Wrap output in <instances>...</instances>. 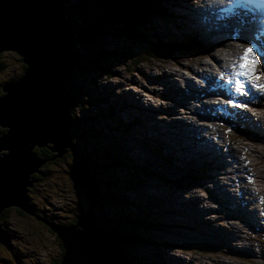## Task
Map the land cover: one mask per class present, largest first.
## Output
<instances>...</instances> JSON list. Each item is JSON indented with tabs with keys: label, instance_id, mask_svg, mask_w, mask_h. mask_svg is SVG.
I'll list each match as a JSON object with an SVG mask.
<instances>
[{
	"label": "clouds",
	"instance_id": "9594fccd",
	"mask_svg": "<svg viewBox=\"0 0 264 264\" xmlns=\"http://www.w3.org/2000/svg\"><path fill=\"white\" fill-rule=\"evenodd\" d=\"M56 1L58 2L61 1L63 3V7L64 8L66 7L68 9L67 11L69 13V16L68 18L65 16V20L70 22L73 29L75 30L76 28L78 29V31H76L77 33L82 32L81 34H79L80 35L79 39L82 38L84 34L87 32V37H88L86 41L87 44H93L97 46L98 48L97 53H86L85 55H81V53L77 54L78 56H80L78 60L79 65H74L70 63L68 65V61L71 60L72 58L70 59L68 58L66 62V65L70 71V75H69L70 80L68 83V87L62 90H59V92L62 93L67 98L70 97L72 100V105L74 104L79 108L81 107L82 103L78 99L80 98V95L82 94L89 95V93L92 92L90 89L89 83L93 82V80L96 77L101 78V79L107 78V77L112 78L113 72H117L116 71L117 67H122L123 63L126 65V67L124 68L128 70L130 68V64L134 63V60L132 59V57H137L139 59V62L141 63L139 65H142V70L143 68L147 69L148 61H154L152 59L153 57L147 51V47L145 46L146 44L141 43L138 39H136V36L132 34L131 12L123 11V4L119 2V0L118 1L115 0L117 4L116 3L114 4L113 2H109V0H106L105 3H103V0H99L98 2L96 0H55V3H57ZM138 1H141V0H138ZM161 1H163L165 7H167L169 10L166 13L159 15L157 17L153 16L152 19L149 17V20H148L149 23H152V25L156 27V31L160 32L165 40H169V38L170 39L182 38L184 40L182 41V43L186 44V47H181L183 49L181 52V57L178 59L185 58V57L187 58L188 55L197 53V51H201V50H197V51L192 50L193 44H198V43H196L195 38L193 39L192 38L193 36L189 35L188 32H184L183 26L179 30L177 29L176 25H174L175 23L168 26L170 22L179 23L180 18L175 12L172 13L170 11V10H173L174 5L171 4L169 0H161ZM204 1L206 3H204V6H201V4ZM212 1L211 0H191L190 4L196 9V15L192 17L196 23H199L200 28H202L203 26H202V22L200 21V17H201L200 14H202L203 19L205 21L206 20L205 10L210 9L212 15L214 16L217 14L220 15L219 22L217 18V20L213 23V25L215 27L217 26L216 28L225 26L227 29L226 34L228 36L226 38L228 39L225 38V42H229V47H231V49H229L228 53L223 55V59L226 60L232 57L231 53H234L237 49L244 48L245 46L244 42L238 39L239 34L237 32L239 30L246 31L247 33L253 36L254 32L257 31V29L264 28V0H239V2H237V0H217L216 5L212 4ZM105 6L108 7L109 9L106 19L102 18L100 21H94L92 23L87 21L88 11H92L93 13H96L98 11H102L101 9H103V7ZM227 10H230L231 17L224 16ZM231 23L234 26L233 30H229V25ZM102 24H105L104 27L109 26L110 27L109 29H124L121 32H118V31H113V32L116 34L117 38H121L122 35H124L125 38L132 37L134 38L135 43L132 46L116 45L109 49L108 42L110 43V41L107 40V37L100 38L98 42L93 40L90 37V35L95 36ZM160 29H163V31H159ZM171 30L174 31L173 34L171 33ZM259 36L260 38H264V31L260 30ZM201 43L204 45L205 48H207V49L204 48L203 50L204 51L203 53L205 55H209L211 53L212 48L214 49L215 47L221 45V44H217L216 46H212L211 48H208L205 45L206 41H202ZM10 54L11 55H9L7 52H0V55H4L5 57H7L8 62L11 63L12 65L25 66L21 58L18 55L12 52ZM167 58L172 59L170 57H167ZM194 59L187 58L186 62L187 60H190V62L194 61ZM172 60H176V59H172ZM177 61L181 62L180 60H177ZM194 65H196L195 62H194ZM113 66L114 68L112 69ZM183 69L189 70L185 67H183L182 70ZM193 69H194L193 71L191 70L189 71H191L192 76L195 77L196 71H195L194 66H193ZM182 70H181V73H182ZM23 71L24 70H21L20 68L19 73L12 72L14 75L17 74L16 80L12 82L17 81L22 75ZM75 71L78 73V76L74 73ZM131 71L136 72L134 70H131ZM256 71L264 72V71H259V66H257ZM101 73L102 75L100 76ZM72 76L76 78V81H82L83 84L87 86L88 88L87 91L84 92L83 90H81L80 93L72 92V88H75V85L73 84L75 80H73ZM85 76H87V79H85ZM260 77L264 78V75H261ZM183 78H185L184 75H183ZM1 79L2 78H0V81ZM209 81L211 80H207V82ZM102 82L103 84H107L105 80H102ZM181 82H182V78H181ZM6 83H9V82H5L0 89V98L4 97L5 94H7L6 92L3 91V86ZM216 83L217 82H211L208 85L207 89L204 92L203 97H208L212 94L213 89H215L213 85H215ZM109 88L113 89L112 86H110ZM98 92L101 93L100 90H98ZM127 93L129 92H123L119 94L121 98V105L119 104L118 109L117 107L113 108L111 113H109L113 115L112 116L113 119H111L110 121H101L98 119V117L95 116L89 122L94 127L95 132L101 135L102 139L95 138L94 140L91 141L88 136L86 137L82 133H80L75 126L71 128L70 142H71L72 150L69 147H63L64 149L67 150L64 153V154L67 153L66 155L62 154L60 156V157H63L64 155L66 157L63 164L58 165L56 162L51 163L56 159L47 160L56 155V151H54L55 153L54 154L51 151V149L48 148V147H53L54 146L53 143L46 142V145L48 147L45 145H43L42 147L35 145L31 153H34L40 160H45V162L42 163L38 167L37 169L38 172L35 171L34 173L33 172L30 173L29 179L32 181L36 180V182H32V186L26 187L27 191L25 192V195L29 199L28 204L31 205L32 207H34L33 205L34 203L35 205H37L38 208L40 207L39 209L43 211L44 213H45V209L49 212V214L56 213L54 217L52 218H56L58 214V219L54 221V224H53L54 226L65 227V228L73 227L77 224L78 217H84L90 213L93 215L94 220L100 218V222L96 221L99 225V232L104 235L108 231L115 233V241L117 242V232L114 229H112L109 221L105 220L104 218V214H107L111 217L114 216V212L108 211V209L105 208L106 206L102 205L101 203L102 196L99 195V192H101V194L105 197L104 187L95 189L92 187L91 181H90V178L92 177V175L95 178H97L95 176V169L98 167H102L101 173L97 179H99L103 183L104 186L107 181L111 180L112 182H116L117 187L119 188L120 192H124L128 199L133 200L132 203L125 201L127 202V209L124 211H126V213H129L130 217H128L127 219L125 217L123 221L119 220L117 224L119 228L123 229L122 232L124 233V237L123 239H121L119 235L118 240L120 243L123 242L124 244V250H125L124 254L127 255V259L129 261L128 264H132V263L133 264H150L151 261L149 257L146 255L148 253H150L154 259L153 264H168V259H169V264H181V261L179 258H175L172 255H170L169 257V254L173 252L175 249H178V251L184 252V253L186 252L190 253L192 250L179 247L181 245L180 243L183 240L178 242L175 239H172V241L176 242L173 244L170 242L164 241L165 236L161 234V231H160L161 229L160 226H164L165 223H172L173 225L171 227L166 226V228L178 232L177 235L182 234L180 230L181 222L178 220V215L173 214V212H177V208L173 209L171 212L169 211V209H167L168 206L171 209V207L175 205L174 200H173V195L170 194L172 195V197L166 198V199L161 198V197L159 198L156 196L155 198H158V199L154 203V199H152L153 196L145 193L144 190L149 188L150 187L149 185L152 183L153 185L156 184L157 187L166 185L164 187L169 188L170 191L179 193L180 195H183L184 197L183 192L186 194L187 190L183 187L181 180L182 178L185 177V182H192L191 178L193 179L197 178L196 170H193L194 168L191 167L188 169V171L183 169L184 173H182L181 171H178L177 173L174 174L172 171L169 172V168L165 172V170H163L164 166L160 169L158 168L157 169H153V168L146 169L144 165L140 166L142 170L141 172L137 170V163L133 162L134 158L129 155L130 153L129 150L127 148L122 147V141H121L122 137H124L126 134L131 133V129L135 125V122H134L135 119L133 116L126 118L130 110L136 107V104L134 103H130L127 100L122 101V97H124ZM77 103H80V105H78ZM263 104H264V100H263ZM156 117L158 120L162 119L161 116L159 115ZM71 119L72 117H70V121ZM163 121L165 122L166 120L163 118ZM247 121L251 122L252 120L250 119V117H247ZM74 123L76 122L73 120V124ZM1 128H4V127H1ZM234 128H235V125L232 124L229 128L224 127L222 130H220L219 131L220 132L219 141L221 143L227 142V143H231L235 145H244V146H246V143L250 144V142H252L250 141L248 135L246 134L240 135L237 130L236 131L234 130ZM4 129L6 131L2 135H6L8 132L7 128H4ZM226 129H229L230 131L226 132L225 131ZM2 135L0 137H2ZM138 135L141 137V138L139 137L141 140H139L138 143L135 142L134 149L136 151L140 152L142 148H146L150 151L157 152L159 155V159H160V153H162V157H168L167 154L162 152L163 150L160 149V146L154 143V141L150 142V140L145 134L138 133ZM263 140L262 139L259 140V144H258L259 149L257 148L256 150L261 151L260 147L261 148L264 147ZM111 145L113 146V151H108L107 154L112 156L113 160H109L108 162H111V164L113 165V168H117L119 171L117 175L111 178H108L105 175V172H107V170L103 168V166L100 163H96L97 167L95 166V168L92 169L93 164L85 161L84 151L89 146L91 147L96 146L98 147V149H101V148H106V146H111ZM209 148H210V151H207V153H205V156L203 158L206 161H211L215 157L214 155L219 154L217 152H212L211 148L213 147L210 146ZM45 149L49 152V155L47 157L42 158L40 155L36 154V153L42 154ZM252 152H253V149H252ZM0 153L6 154L7 149H2ZM56 157L58 156H55V158ZM190 159H193V158L190 157ZM200 160H201V157H196V161H200ZM43 164H45V167H46L45 173H43V171L41 170V166ZM146 170L147 171L153 170L156 172L155 173L156 177L154 180H151L150 177L149 178L146 177L145 174L144 176H140V177L138 176L139 173L141 174ZM38 173H40V179L37 175ZM63 174L66 176V178L70 179L72 183V188H73L75 198L73 196H70V198L66 199V202L64 204H56L54 202L55 197L50 193L51 191H53V187L49 183H50L51 178L53 177L62 176L61 178H63ZM211 174L208 173V177L206 178V179L211 180L210 183H212V180L214 179L211 176ZM134 175H137V176L134 177ZM167 179H170V181H167ZM231 180L233 182V185L228 184L224 180L226 184L225 189H224V195L222 197H219L216 200L217 203L218 202L220 203V207H221V209H218V210L220 212H223V214L217 215L219 213L215 211L216 209L215 207L217 205L215 201H212V202L206 201L209 205L210 210L215 211V216H223L225 217L226 221H228L229 219L227 217L228 216L227 211L231 212L234 215L236 213V209L232 203L231 195L236 194L239 198H241L243 196L242 188L246 187L250 189L252 187V179L250 182L248 178L244 179L243 175L235 176V178L232 177ZM147 182H149V184L146 185ZM47 183H48V186L45 187L44 189L45 191H39L37 189L38 186H44ZM193 183L196 184L198 182H193ZM92 190L96 191L95 195H93ZM115 190L117 191V194L110 192L109 195L110 197L114 198L111 201H113V203H116L117 208H119L120 210L122 209L120 207L123 201L121 202V200H119L120 193L118 192V189H115ZM129 190L135 191L136 195L137 193L140 192L138 201L135 199L136 195L135 197L132 196L131 195L132 192H129ZM231 190H233L234 193L231 192ZM245 198L246 196L244 195V198H242L240 202L241 206L244 204ZM105 199L108 200L106 197ZM140 202H144V203H140ZM156 202L161 203L159 207L160 211H157V213L153 212V214L154 216L158 213L160 214V218L158 220H159V223H161V225L158 222H155L153 220L151 209H150V206L153 203H154L153 207H155ZM212 204L214 205V207L211 206ZM70 205H73L75 207V211L69 210ZM11 206L5 207V209H9L10 211L14 210V208L17 210H22L24 212V215L22 217L25 218L26 216H30L32 219L37 221L38 224L44 226L46 230L48 231L49 235H51L52 237H55L57 241V245L58 246L60 245L61 248L63 249L60 262L58 263V264H61L63 257L65 256V249L63 247L62 242L58 243L59 238H60L58 236V233L55 232L51 228V226L46 224L44 221L37 219L36 216L29 214L28 212L24 211L19 206H15V205H11ZM247 206L248 204H244L243 207L246 208ZM144 208L148 209V215H145V213H142V209ZM251 208H248L246 212H249V210H252ZM5 209H3L0 212V216H1L0 218L5 219V221L7 222L9 220V213L8 214L4 213ZM164 211H167L165 213H167L168 217H165V218L163 217ZM38 215L39 217H41L40 214ZM149 217L154 222L153 225L149 229L140 228L138 225L139 222ZM175 217H177V219ZM201 217L203 218V220H205L202 215ZM172 219H175V220H172ZM70 220H73V221L71 223H68ZM207 223L214 225L213 223H210V222H207ZM5 224L6 223H3L2 225L6 226ZM186 225L188 224L184 223V227ZM176 227L179 230H176ZM136 228L137 229L140 228L142 231L148 232V234L144 232L143 234L150 238H147V240L146 239L144 240L145 236L140 232L142 239L139 240L136 236L139 231ZM216 228L219 229L220 227H216ZM10 229L14 230L13 228H10ZM185 230L187 229L185 228ZM157 231H159V235L155 234V232ZM153 236H157L158 238H161L162 241L160 242L156 241L155 239H153ZM168 236H169V233L166 234V238L170 239V237ZM153 242H156V243L153 244ZM0 245L3 246L5 250L4 252L2 248L0 247L2 254L5 255L4 257L7 261V264H10V262L12 264H16L11 259L10 255L6 254L7 249L4 247V245H2L1 243ZM15 248H18V247H15ZM18 250L22 256V264H31V263L32 264H50V259L55 258V256L59 253L58 248H55L54 250L46 249L44 252V255L38 253L39 256L35 255L34 253L33 254H22V251L20 250V248H18ZM156 251H160L161 253L158 258V263L155 262V254L153 253ZM24 256H26L27 259L24 258ZM136 256H139L141 258L140 262L136 260L135 258ZM123 260L125 264H127V261L125 259ZM194 262L198 264L196 260ZM3 263L5 264L6 262H4L3 260L1 264ZM188 264H193V262H190Z\"/></svg>",
	"mask_w": 264,
	"mask_h": 264
},
{
	"label": "rangeland",
	"instance_id": "374dc122",
	"mask_svg": "<svg viewBox=\"0 0 264 264\" xmlns=\"http://www.w3.org/2000/svg\"><path fill=\"white\" fill-rule=\"evenodd\" d=\"M169 2L174 5L173 10H170V11L172 13L175 12L178 15V17L180 18L179 23L183 26L184 32H189L190 30H192V32H194V35L197 36V39L203 40V41H206L207 38H209L208 39L209 41H213L214 36L218 35V32H216L214 28L211 27V25L214 23L213 22L214 20L215 21L217 20V18L219 22L220 15L214 16L212 14L211 15L205 14L206 23L209 25L208 31L205 34L201 30L199 23H196L192 17L196 15L195 8L188 5L184 0H169ZM87 13H88L87 21L91 23L94 21H100L102 18L106 19L107 14H108L106 11H98L96 13H93L92 11H88ZM104 25L105 24L101 25V27L99 28L95 36L90 35V37L97 42L99 41L100 38L107 37V40L110 41V43L108 42L109 49L116 45L132 46L135 43L134 39L125 38L124 35H122L121 38H117L116 34L113 32V31L121 32L124 29H109L108 27H104ZM73 31L76 32L75 29H73ZM159 31H163V29H160ZM171 33L173 34L174 31L171 30ZM205 44H206V47L210 48L209 42ZM74 47L75 48H73L69 56V59L75 53L77 54L81 53V55H85L86 53H97V50H98L97 46L93 44H87V42H85L84 40H78V44H76V42L74 41ZM212 49L209 55H205L203 53L204 52L203 51L204 49H203L201 51H197V53L190 54L187 56V58H192V59L195 58L194 60L200 59V58L201 60H207L208 61L207 64H203V65H194V61L190 62V60H187L186 62V59H187L186 57L181 58V59H176V60L165 58L159 61H157L155 58H152L154 61L147 62V71L149 72L148 75L153 76V78H150V79H152V82L156 84L159 83L162 86V91L164 95L167 96V99L170 102H167L164 100L158 87L152 86V82L146 76V68H143L142 70V65H139L141 64L139 62V59L137 57H132V59L134 60V63L130 64V68L128 70L124 68L126 67V65L123 63L122 67H117L116 69L117 72H113L112 78L107 77V78L101 79V78L96 77L93 80V82L89 83V86L92 92H90L89 95L84 96V101L85 103H87V106H88V107L85 106V108L86 109L92 108V104H91L92 101H96L105 111L106 106H111L112 108H116L119 106L120 102L119 100H116L117 94H120L123 92H129V93H133L137 95L138 93H141V95H143V99L146 102L147 101L151 102L153 103V105L156 104V108H158L160 111H156V109L151 108L150 105L145 104L142 97H140L139 101H136L129 95H127V97L125 96L124 98L128 102L136 104V107H139L138 109H140L139 111L144 110V111L139 112L138 114L139 117H136L137 116L136 109L132 112L133 114L131 112L129 114L130 116H133L136 119L139 118L138 121L140 124L147 125V128H145L144 130L139 127L140 130L135 132V128L137 127V124H135L134 128L131 129V133L126 134L124 137L121 138L122 147L127 148L129 150L130 152L129 155L134 158L133 162L137 163V170L139 172L142 171L140 168L141 165H144L146 169H151V168L160 169L164 166L163 170H165V172L168 170V167L166 166V164H164L159 159V155L157 152L150 151L146 148H142L140 152L134 149L136 135L138 133L145 134L147 137H149V135L153 136V135L159 134L161 131L164 133L163 137L169 140V144H171L172 146V148L169 150L166 148H163L162 152L170 156L174 164L178 168L193 167L195 170L197 169L202 170V169H205L204 165L206 164L204 163L209 162L210 165L208 168H206L208 170V173L210 174L212 173L211 176L214 173H217L215 177V181L210 183L211 180L206 179L205 185H202L200 183L195 184L193 182H185V177L182 178L181 183L183 187L188 191L186 194L183 192L184 197L183 195H180L179 193H176L170 190L165 191L161 187H157L156 184L153 185L152 182H151L152 184L149 185L150 187L144 190L145 193L153 197H156V196L160 197L164 194L173 195V200L177 208L178 220L181 222L180 230L182 234H179L173 237L169 233L168 237H170V239L166 238V234L168 232L166 228L167 225L164 224V226H160L161 234L165 236L164 241L170 242L172 244L176 243L175 241H172V239H175L178 242L182 241L187 238L186 234H191L192 231H195V234L198 236V237L196 236L188 237L190 240H193L194 243H186L184 241L180 243L181 245L179 247L192 250L190 253L180 252L178 251V249H175L173 252L169 254V257L170 255H172L175 258H179L181 261V264H186V263L188 264L190 262H193V264H197L194 262L195 260L196 262H198V264H221V263H225V264H264V258L261 257V251H264V230L263 232H261L262 234V236L260 237L261 240L253 239V238H257V235L252 236V235H247L248 233L245 234L247 237H251L250 239L245 236H242L243 232L245 231V228H246V231L248 228L244 227V225L241 222L237 220L226 221L225 217L223 216H215V211L219 213L217 215L223 214V212H220L217 208L215 209V211L213 210L206 211L209 208V205L206 201L208 202L215 201L217 203L216 200L219 197H222L224 195V189L226 185L225 182L231 185H233V182L231 180L232 168L230 169L231 172L229 171L225 173L224 171V173L222 174L220 170L223 171L225 169L222 168V166L217 161L216 157H214L211 161H206L204 159L200 161H196L194 159H190V156L192 155L197 156V154H199L195 151H197V149L201 147L203 144V143H200V137L204 134V131L210 132V131H214L217 129L219 131L220 126H222L224 123L215 118L207 120L206 122L197 121L198 112L195 106L203 105L202 102L204 100L201 101V103L198 101H194L193 102L194 106L192 107L190 103L188 102L189 100L185 97V95L186 96L189 95L191 97V100H196V98L199 96L197 95V93H192L193 90L191 86L185 84L183 80L181 82V78L184 75L185 79L189 78L193 83L197 81L199 82V84L202 83L201 80L198 81L197 75H195V78L191 77L192 72L186 69L182 70L183 67L178 68L175 72H173L172 76L170 77H160V72H159L160 70L158 67H156L157 64L165 62L166 65L174 69V68H177V66L170 64L168 61H173L175 63L177 60H180L181 61L180 63H183V64L185 62L186 63L189 62L191 65L195 67V71L201 74L200 76L208 80H214L216 78H220V73L221 72L224 73V71L226 70L224 66V63H225L224 59L220 58L217 54H214ZM7 53L11 55L10 51ZM197 56H201V57H197ZM149 63H152L154 65L153 70L156 71L155 75L157 76L153 74V70L152 71L148 70ZM20 68H21L20 65H12L9 68V71L19 73ZM113 68L114 66L112 67V69ZM131 70H134L136 72H132ZM181 70L183 74L181 73ZM101 75L102 73L100 74V76ZM177 75H179L181 78ZM173 76H176V77L174 78ZM173 78L177 80V82ZM85 79H87V76H85ZM102 80H105L107 84H103ZM73 84L75 85V88H72V92L74 93H80L81 90L85 92L88 89L87 86H85L82 81L75 80ZM218 84L219 83H216L215 85H213V87L214 88L216 87L218 89L227 87L226 85H218ZM173 85H175V88H173ZM110 86H112L113 89L109 88ZM98 90H100L101 93L95 96L94 94L97 93ZM78 100H80V98ZM77 104L80 105V103H77ZM177 105H181L184 107L181 108ZM166 106H167V109H164ZM171 109H177L179 112L176 114L171 113ZM71 110H72L71 112L75 120L80 115V112H78L79 111L78 108H76L75 110L73 106L71 107ZM233 110L235 109L233 108ZM214 111H215V108L210 105H205L202 109V112L205 115H207L209 112L214 113ZM162 112L165 115H162ZM256 113H261L262 114L261 116H264V110L261 112H256ZM232 114L233 113H230L231 116ZM158 115L161 116L162 118L161 120L157 119L156 116ZM165 117H166L165 120L169 121L168 125L166 124L167 123L166 121L165 122L163 121V118ZM126 118H129V116L127 115ZM242 123H245V122L240 121L234 124H236V126H240ZM261 123H264V120H261ZM170 125H173V126H170ZM0 126L3 127L2 125ZM74 126L84 136L86 137L88 136L91 141L94 140L95 138H101V135L95 132L94 127L87 120L83 122L76 121V123H74ZM167 127H170V129L168 130ZM260 128L262 127L257 124V125H253V127L251 128V131H248V130L247 131L250 133V136H253L254 133L260 130ZM182 136H186L187 141H191V144H188L182 141V138H183ZM251 138L252 137H249V139ZM262 138H264V136ZM223 144L224 143H222V145ZM256 144L258 148L259 142ZM263 144H264V140H263ZM215 146H218V145L215 144ZM239 148L241 150L243 149L245 156H247V158H248V154H246L245 149L247 150V152L252 153V155L250 156L251 162H252L251 167L252 169L254 168L253 170H255L254 172L255 176L256 178H258L257 176L262 175L261 171L263 168L260 166L264 165V147L262 148L260 147L261 151L257 150V152H255L254 155H253V152L251 151L252 146L250 145H248V147H245L244 145H239ZM99 151L103 155L102 156L99 154V158L101 160H103V157L104 159H107V161L113 160V157L107 154L108 151H113L112 145L106 146V148H101L99 149ZM52 152L54 153V151ZM64 155L63 157H59V159L58 157L56 158L54 157V159L56 160H54L51 163L56 162L58 165L63 164V162L66 159ZM197 157H200V156H197ZM224 157H230V156L223 155V157H221L224 160L223 163L226 166H229V167L234 166L232 165V161L228 162L229 158L225 159ZM257 165H260V166H257ZM101 170H102V167H98L95 169V176L97 178L99 177ZM34 172L35 171H33V173ZM113 172L114 170L111 171V173ZM105 175L108 178L112 177V175L109 174L108 172H105ZM136 176L137 175H134V177ZM141 176H144V174L141 173ZM145 176L148 178L150 177L149 175H146V174ZM61 177L62 176L53 177L51 178L50 183H49L53 187V191H51L50 193L55 197L54 202L56 204H64L66 202V199L70 198V196H73L75 198L73 188H72V183L70 179L66 178L64 174H63V178ZM147 184H149V182H147L146 185ZM47 186H48V183L44 186H38L37 189L39 191H45L44 189ZM256 186L258 187H255V186L253 187L252 189L253 192H251V197H250V201L255 205V208H256V209L254 208L252 213L254 212V215L257 214V218L261 221V223L259 222V224H262L264 226V211H263L264 210V195H263L264 187L259 185V183L257 182H256ZM115 189H118V192L121 193L119 188L117 187L116 182H112L111 180L107 181L104 186V194L108 200L105 199V197L101 194V192H99V195L102 196V200H101L102 205L106 206L105 208L108 209V211L114 212V216L112 217L114 220L113 224L117 226L118 221L119 220L123 221V219H125L127 215L126 211H124L127 209V202L132 203L133 200L129 199V201L123 203L121 200L122 197L120 196L121 198L119 200H121L122 202L120 208L122 209L119 210V208H117L116 206V203H113V201H111L114 198L110 197L109 195L110 192L117 194V191ZM246 190H248V188L246 187L242 188L243 196L247 194L245 193ZM231 192L234 193L233 190H231ZM92 193L93 195H95L96 191L92 190ZM231 196H232V202H237L239 206L242 208L243 206H241L240 204L241 198H239L236 194H232ZM194 197L197 198L198 200H196L195 203H192L191 200ZM211 206L214 207L213 204ZM248 208H251V207L248 206ZM157 211H160V210H159V206L156 204L155 207L152 208V212L157 213ZM203 211L205 213H203ZM165 212L167 211L163 212L164 218L168 217L167 213ZM142 213H145V215H148V209L147 208L142 209ZM45 214L49 215V212L46 209H45ZM201 215L204 217V219L208 220L210 223H213L216 227H220V228L218 229L214 225L207 223L205 220H203ZM158 219L159 217L157 218V221L159 223ZM3 223H5V221ZM184 223L188 225L184 227ZM238 223H241L242 225V227L239 228V231H237L235 228H232L231 232L234 234H228L227 231H228L229 225L230 224L236 225ZM159 224L161 225V223ZM5 225H6V228H8L10 232V240L13 239L11 241L12 245L14 247L20 248V250L22 251V254H33V252H38L44 255V252L46 249L47 250H54L55 248L59 249V246L57 245V241L55 237H52L51 235H49L46 228L38 224L37 221L32 219L30 216H26L24 218L20 216L16 211L11 210L9 212V220L7 221ZM169 225H172V223H170ZM9 226L13 228L14 230L10 229ZM185 228L187 230H185ZM176 230H179V229L176 227ZM155 234L159 235V231L155 232ZM137 238L139 240L142 239L140 232L137 234ZM153 239H155L158 242L162 241L161 238H158L157 236H153ZM206 242H208V245L203 246L206 244ZM58 243L60 242L58 241ZM249 247L250 249H254L255 251L251 252ZM250 252L252 253V255H250ZM153 253L155 254V262L158 263V258L161 253L160 251H156ZM200 253H205V254H200ZM3 256L5 255L3 254ZM253 256H254V259H253ZM135 258L139 262L141 261V258L139 256H136ZM243 258L246 259V261H244ZM0 264H1V260H0ZM5 264H7V262ZM168 264H169V261H168Z\"/></svg>",
	"mask_w": 264,
	"mask_h": 264
},
{
	"label": "water",
	"instance_id": "95a60500",
	"mask_svg": "<svg viewBox=\"0 0 264 264\" xmlns=\"http://www.w3.org/2000/svg\"><path fill=\"white\" fill-rule=\"evenodd\" d=\"M75 39L55 0H0V52L15 53L25 65L17 81L3 86L8 93L0 98V125L8 129L0 137V151L7 149L0 153V212L15 205L42 220L25 195L26 187L36 182L30 173L45 162L31 150L50 142L54 146L47 147L60 157L67 151L63 147L71 149V128L65 121L70 120L72 100L59 90L68 87L66 62ZM77 219L70 228L42 220L62 239L61 264H125L115 233L99 232L100 218L89 213Z\"/></svg>",
	"mask_w": 264,
	"mask_h": 264
},
{
	"label": "trees",
	"instance_id": "16d2710c",
	"mask_svg": "<svg viewBox=\"0 0 264 264\" xmlns=\"http://www.w3.org/2000/svg\"><path fill=\"white\" fill-rule=\"evenodd\" d=\"M56 2H57L56 3L57 6L63 10L64 15L68 18V16H69V13L67 11L68 9L66 7L65 8L63 7V3L61 1H59V2L56 1ZM109 2H113L114 4L115 3L117 4V2H115V0H109ZM121 3L123 4V11H130L131 12V23H132L131 31H132V34L135 35L136 39H138L141 43L146 44L145 46L147 47V51L149 52V54L153 58H155L157 61H159V60H161L163 58H167V57H170L172 59H178L181 57V52L183 49L181 47H186V44L182 43V41H184V40L182 38H180V39H170L169 38V40H165L163 38V36L161 35V33L156 31V27L154 25H152V23H149V21H148L149 17L152 19L153 16L157 17L159 15L166 13L169 10L167 7H165L163 1H161V0H141V1H138V0H121ZM102 11H106L108 13L109 9H108V7L105 6V7H103ZM76 31H78L77 28H76ZM74 33H75V37H76V39H75L76 44H78V40H84L85 42L87 41V38H88L87 32L80 39H79V37H80L79 34H81L82 32L77 33L74 31ZM130 39H134V38L130 37ZM195 41H196V43H198L202 47H204L202 43H200L198 40H196V38H195ZM71 58L72 59L68 61V65H69V63L74 64V65H79L78 60H79L80 56H78L77 53L73 54ZM11 66H12V64L8 62L7 57H5L4 55H0V78H2L0 81V89L5 82H12V81L16 80V78H17V74L14 75L11 71H9V68ZM24 68H25V66L21 65V70H24ZM74 73L78 76V73L76 71ZM72 78H73V80H76V78H74L73 76H72ZM71 111L72 110H70L71 117H72L71 121L66 120L65 122L67 123V125L70 128H73L74 127V124H73L74 117H73ZM111 111H112V107L108 106L106 108V110L103 112L107 115H111V114H109V113H111ZM5 131L6 130L4 128L0 127V136L2 134H4ZM100 139H102V137ZM84 152H85V161L93 164L92 169H94L95 166L97 167L96 163H100L103 166V168H105L107 170V172L112 175V177L117 175L119 170L117 168H113V165L111 164V162H108L107 159H104V157H103V160H101L99 158V154L100 155H102V154L100 153L98 147L89 146ZM36 154L40 155L42 158H45L49 155V152L45 149L42 154H38V153H36ZM160 159L163 160L162 153H160ZM45 164H47V163H45ZM45 164H43L41 166V170L43 171V173H45V169H46ZM112 170H114L113 173H111ZM153 173H156V172L153 170L144 171V174H146V175H150ZM37 175L40 179V173H38ZM138 176L140 177L141 174L139 173ZM90 181H91L92 187L95 189L104 187L103 183L99 179L95 178L93 175L90 178ZM129 192H132L131 195L135 197V195H136L135 191L129 190ZM139 193H137V195L135 197V199L137 201L139 198ZM120 196L122 197V198L121 197L120 198L123 202L129 201V199L126 197L124 192H121ZM152 199H154V203H155V201L158 198L153 197ZM140 203H144V202H140ZM153 204L150 206L152 217H153V220L155 222H158L156 219L158 217L160 218V214L158 213L154 216V214L152 212ZM33 205H34V211H35L36 215L40 214L41 217H43L42 220H45L47 223L54 224V221H56L58 219V214H57L56 218H52V217H54V215L56 213H53V214L50 213L49 215H46L43 211H41L39 209L40 207L38 208L37 205H35L34 203H33ZM69 210L75 211V207L73 205H70ZM9 211H10L9 209H5L4 213L8 214ZM14 211H16L21 216L24 215V212L22 210H17L14 208ZM128 217H130L129 213H127L126 219ZM104 218H105V220L109 221L112 229H114L117 232V243H118L119 250L121 252L122 258L125 259L127 261V264H128L129 261L127 259V255L124 254V251H125L124 250V244H123V242L120 243L118 240L119 235H120L121 239H123V237H124V233L122 232L123 229L119 228L118 225L115 226L113 224L114 220L111 216L104 214ZM4 221H5V219L0 218V239H1L0 243L2 245H4V247L7 249L6 254H9L11 259L16 264H22L21 253L19 252L18 248H15L12 245L11 240H10V232H9L8 228H6V226L2 225ZM72 221L73 220H70L68 223H71ZM5 223H7V222L5 221ZM153 223L154 222L149 217V218H145V219L141 220L138 225L142 229H149L153 225ZM140 228H138V229L136 228V229L143 234L144 231H142ZM144 233L148 234V232H144ZM144 236H145L144 240L145 239L147 240V238H150V237H147L146 235H144ZM154 243H156V242H153V244ZM0 247L5 252L3 246L0 245ZM62 251H63V249L60 246L59 247V253L55 256V258L50 259V264H58L60 262V259L62 256ZM33 253L35 255L39 256L38 252H33ZM146 255L149 257V259L151 261L150 264H153L154 259H153L152 255L150 253H148ZM24 258H26V256H24ZM0 260H1V262L3 260H4V262H7L5 257L2 254L1 250H0ZM145 261H146V259H145ZM10 264H12V263L10 262Z\"/></svg>",
	"mask_w": 264,
	"mask_h": 264
},
{
	"label": "bare ground",
	"instance_id": "6f19581e",
	"mask_svg": "<svg viewBox=\"0 0 264 264\" xmlns=\"http://www.w3.org/2000/svg\"><path fill=\"white\" fill-rule=\"evenodd\" d=\"M188 5H190L191 7H193L191 4H190V2H191V0H184ZM194 8V7H193ZM205 14L206 15H211L212 13H211V11H210V9H207V10H205ZM217 15H219V14H217ZM67 21V20H66ZM213 22H215V20L213 21ZM67 23H68V25H69V27L71 28V30H72V32L74 33V31H73V28H72V26H71V24H70V22L69 21H67ZM211 27L213 28V24L211 25ZM74 35H75V33H74ZM195 36V38H196V40H198L197 39V36L196 35H194ZM200 43L203 41V40H198ZM219 42H220V46H217V47H215L214 49H212L213 50V52H214V54H217L220 58H223V55L224 54H226V53H228V51H229V49H231V47H229V42H225V39H221L218 35H215L214 36V39H213V41H209V46H210V48L212 47V46H216L217 44H219ZM206 45V44H205ZM73 46H74V43H73ZM204 46V45H203ZM221 55V56H220ZM213 56V55H212ZM217 56V57H218ZM167 61V60H166ZM170 64H173V65H176L177 66V68H170V66H168V65H166L165 64V62L164 63H159V64H157L156 65V67H158L159 68V72L161 73V75H160V77H170V76H172V74H173V72H175L178 68H181V67H186L187 69H189V70H191V71H193L194 69H193V66L192 65H189L188 63H185V64H182V63H180V62H178V61H176L175 63L173 62V61H168ZM194 62H195V64L196 65H203V64H207V60H201V58L200 59H196V60H194ZM216 62V61H215ZM168 63V64H169ZM214 64V63H213ZM154 69V65L152 64V63H149V71H152ZM216 71V70H215ZM149 73V72H148ZM204 73V72H203ZM195 75H197V79H198V81H200V79H199V77H200V73L198 72H195ZM149 77L150 78H153V76L152 75H149ZM152 80V79H151ZM182 80H183V82L185 83V84H187V85H189V86H191V88H192V90H193V92L192 93H198V94H200L201 92H203V89H201V90H198V85H199V82H192L189 78L188 79H185V78H183V76H182ZM219 84L218 85H224V83H222V82H218ZM201 87V86H200ZM173 88H175V85H173ZM216 88V87H215ZM226 90H227V92H228V95L230 96V98H232L233 99V96H232V93L230 92V90H229V88L228 87H226L225 88ZM6 93H8L7 91H6ZM6 95V94H5ZM127 95H129V96H131L133 99H135L136 101H139L140 100V97H141V95H138V96H135V95H133V94H131V93H127L125 96L127 97ZM125 96L124 97H122V101H125ZM199 96V95H198ZM185 97L189 100L188 102L190 103V105L193 107L194 106V104H193V102L194 101H198V102H200L201 103V101H205L206 99L204 98V97H197L196 98V100H191V97L189 96V95H185ZM116 100H119V104L121 105V98H120V95L119 94H117L116 95ZM182 100H183V98H182ZM203 103V102H202ZM71 107H72V105L68 108V110H71ZM108 106H106V108H107ZM106 108H105V110H106ZM139 107H134V108H132L131 110H130V112L132 113L135 109L137 110V113H136V117H139L138 116V114H139V112H141V111H144V110H141V111H139L140 109H138ZM113 109V108H112ZM144 109H146V108H144ZM164 109H167V106L164 108ZM129 112V113H130ZM179 111L177 110V109H171V113H178ZM105 114V113H104ZM133 114V113H132ZM69 115H70V117H71V113L69 112ZM107 115V114H106ZM239 115V113H233L232 114V116L233 117H236V116H238ZM255 115L256 116H258V120L261 122V120H264V116H261L262 114L261 113H255ZM107 116H109V115H107ZM128 116L129 117H131L130 116V114H128ZM135 119V124H137V127L135 128V132H137V131H139L140 129H139V127L140 128H142L143 130L145 129V128H147V125H143V124H140L139 123V118L138 119H136V118H134ZM167 123V125H168V123H169V121H166ZM237 122H240V120H236V121H234V123H237ZM243 122V121H242ZM243 124V127L245 128V129H247L248 131H251V128L253 127V125H257V123L256 122H254L253 120L251 121V122H245V123H242ZM236 125V124H235ZM135 126V125H134ZM170 126H173V125H170ZM134 128V127H133ZM150 128V127H149ZM211 128V127H210ZM253 132V131H252ZM163 132H161L160 131V133L159 134H156V135H149V137L148 138H150L151 140H153V141H155V142H157L162 148H166V149H171L172 148V146H171V144H169V140H167L165 137H163ZM170 135V134H169ZM264 136V128L262 127V128H260V130H258V132H256V133H254V135L253 136H250V137H252L251 138V141L252 142H250V144H251V146H252V149H253V155H254V153L255 152H257V144L256 143H258L259 142V140L262 138ZM203 135L200 137V143H203ZM199 139V138H198ZM186 143H188V144H191V141H187V139H186ZM215 146V145H214ZM248 147V146H247ZM215 148H217L218 150H219V154H217V155H215V157L217 158V161L219 162V164L222 166V168H224L225 169V167H226V165L223 163V159L221 158V157H223V155H226L225 153H224V151L220 148V147H218V146H215ZM241 148V147H240ZM248 149V148H247ZM246 150V149H245ZM242 151H243V149H242ZM252 151V150H251ZM248 153V155L249 156H251L252 155V153L251 152H247ZM58 154V151H56V155ZM228 156H230L231 158H232V163L234 162V163H237V167L240 169L241 168V166H242V162L244 161L243 159H242V152L239 150V148L238 147H233V146H229V148H228V154H227ZM226 155V156H227ZM196 156V155H195ZM197 156H200V157H204V156H202L201 155V153H199V154H197ZM246 158V157H245ZM256 158V157H255ZM254 159V158H253ZM262 163V162H261ZM260 163V164H261ZM204 164H206V165H204L205 166V169L206 168H208L209 167V165H210V163L209 162H206V163H204ZM231 164V163H230ZM233 165V164H232ZM257 166H260V165H257ZM260 167H262L261 169H262V171H261V173H262V175H260V176H257L258 178H256V176H255V173L253 174L254 175V181H255V183L257 182V183H259V185H261L262 187H264V165H261ZM238 168H232V170H235V169H238ZM254 169V168H253ZM252 169V170H253ZM201 169H197L196 171H200ZM254 172H255V170H253ZM231 172V171H230ZM143 174H144V172H143ZM216 175H217V173H214V176H213V180H212V182H214L215 181V177H216ZM256 187H258V186H256ZM254 190H256V189H254ZM258 190V189H257ZM262 190V189H261ZM248 191L249 190H246L245 191V193H248ZM253 192V191H252ZM256 192V191H255ZM260 193V192H259ZM264 193V192H263ZM257 195V194H256ZM264 195V194H263ZM242 198H244V196H242L241 197V199ZM259 198V197H258ZM196 200H198L197 198H193L192 200H191V202L192 203H195V201ZM260 200V199H259ZM253 201V200H252ZM254 201H256V200H254ZM233 203V205H234V207H235V209H236V212H239V213H243L244 211H245V207H240L239 206V204L237 203V202H232ZM244 203H246V202H244ZM255 203V202H254ZM252 206V205H251ZM256 209V208H255ZM259 209V208H258ZM264 211V210H263ZM253 214V221H254V226H257V225H259V222L261 223V221L257 218V214H255L254 215V212L252 213ZM251 214V215H252ZM258 220V221H257ZM242 227V225H241V223H238V224H236V225H234V224H230L229 225V228H228V234H234V233H232L231 232V229L232 228H235L237 231H239V228H241ZM247 231H249L248 229H247ZM248 233V232H247ZM246 233V234H247ZM242 236H245V237H247L246 235H242ZM247 238H250L251 239V237H247ZM59 241H60V243L62 242V239L61 238H59ZM250 255H252V253L250 252ZM259 255V254H258ZM261 256L264 258V251H261ZM250 259H252V258H250ZM169 261V260H168ZM221 264H225V263H221Z\"/></svg>",
	"mask_w": 264,
	"mask_h": 264
},
{
	"label": "snow or ice",
	"instance_id": "6c2138e0",
	"mask_svg": "<svg viewBox=\"0 0 264 264\" xmlns=\"http://www.w3.org/2000/svg\"><path fill=\"white\" fill-rule=\"evenodd\" d=\"M237 2H239V0H237ZM261 31H264V28H262ZM261 58L264 57L258 56L251 44L247 45L246 47H244L243 52L240 54L239 63H233L231 65V74L226 80H223V83L230 84L233 93L237 96H246L248 94L246 90L245 80L248 81V84L251 88L257 90L264 89V84L254 82L258 81L261 75H264V72L256 71ZM223 76L224 73L221 72L220 78H222ZM240 77H244L245 80H241ZM227 103L228 105L233 107H247V104H238L232 99H229ZM225 131L227 132L230 130L226 129ZM248 179L251 182L252 178L249 177Z\"/></svg>",
	"mask_w": 264,
	"mask_h": 264
},
{
	"label": "flooded vegetation",
	"instance_id": "af4514ba",
	"mask_svg": "<svg viewBox=\"0 0 264 264\" xmlns=\"http://www.w3.org/2000/svg\"><path fill=\"white\" fill-rule=\"evenodd\" d=\"M248 145H250L251 146V144H247L246 143V146L245 147H247ZM237 147L239 148V145H237ZM240 149V148H239ZM240 151L242 152V154H243V156L244 157H247V156H245V154L243 153V151L240 149ZM246 151V153H247V150H245ZM249 157V156H248ZM250 158V157H249ZM251 159V158H250ZM254 172V171H253ZM167 181H170V179H167ZM164 186H166V185H164ZM256 187V183L250 188V189H253V187ZM168 187V186H167ZM163 190H169V188H166V187H164L163 188ZM249 190V189H248ZM246 196V198H245V200H244V202H246V203H244V204H248V206H250V207H252L251 209L252 210H249V212H246L247 211V209H248V206H247V208L245 209V211L243 212V213H245L246 214V217H248V216H250L251 217V219H252V221H253V216L251 215L252 214V211L254 210V208H255V205L250 201V195H245ZM157 197H159V196H157ZM161 198H164V195H162V196H160ZM159 197V198H160ZM156 204L160 207V205H161V203L160 202H156ZM244 204L242 205V206H244ZM252 205V206H251ZM235 215H236V213H235ZM245 217V218H246ZM260 225H262V224H260ZM248 227L251 229V227H250V225L248 224ZM263 230H264V226H261V228H260V235L262 236V234H261V232H263ZM191 233H193V232H191ZM252 235V236H255L254 234H251V233H248L247 235ZM245 235V234H244ZM261 236H257V238H253L254 240H261ZM254 240H252V241H254ZM253 250V249H252ZM202 254H205V253H202Z\"/></svg>",
	"mask_w": 264,
	"mask_h": 264
}]
</instances>
